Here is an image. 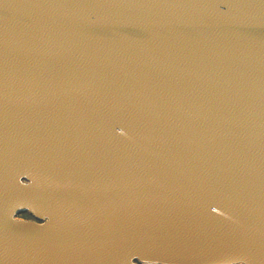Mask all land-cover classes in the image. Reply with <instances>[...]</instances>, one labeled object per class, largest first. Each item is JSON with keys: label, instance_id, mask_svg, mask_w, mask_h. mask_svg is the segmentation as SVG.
Here are the masks:
<instances>
[{"label": "water", "instance_id": "obj_1", "mask_svg": "<svg viewBox=\"0 0 264 264\" xmlns=\"http://www.w3.org/2000/svg\"><path fill=\"white\" fill-rule=\"evenodd\" d=\"M0 264H264V0H0Z\"/></svg>", "mask_w": 264, "mask_h": 264}, {"label": "trees", "instance_id": "obj_2", "mask_svg": "<svg viewBox=\"0 0 264 264\" xmlns=\"http://www.w3.org/2000/svg\"><path fill=\"white\" fill-rule=\"evenodd\" d=\"M21 216L27 217L28 215H26V214H22Z\"/></svg>", "mask_w": 264, "mask_h": 264}]
</instances>
